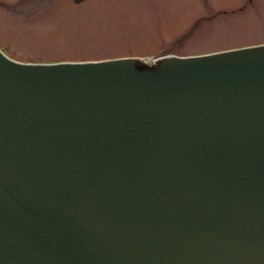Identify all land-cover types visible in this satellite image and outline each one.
<instances>
[{"label": "water", "instance_id": "obj_1", "mask_svg": "<svg viewBox=\"0 0 264 264\" xmlns=\"http://www.w3.org/2000/svg\"><path fill=\"white\" fill-rule=\"evenodd\" d=\"M0 264H264V45L0 51Z\"/></svg>", "mask_w": 264, "mask_h": 264}, {"label": "rangeland", "instance_id": "obj_2", "mask_svg": "<svg viewBox=\"0 0 264 264\" xmlns=\"http://www.w3.org/2000/svg\"><path fill=\"white\" fill-rule=\"evenodd\" d=\"M5 1L12 7H0V48L21 63L195 56L264 43V0Z\"/></svg>", "mask_w": 264, "mask_h": 264}, {"label": "flooded vegetation", "instance_id": "obj_3", "mask_svg": "<svg viewBox=\"0 0 264 264\" xmlns=\"http://www.w3.org/2000/svg\"><path fill=\"white\" fill-rule=\"evenodd\" d=\"M73 2H71L73 5H80V4H82V3H84V1H81V2H77L76 0H72ZM6 5V6H9V3L8 2H6L5 0H0V7H4V8H6V6H4V5ZM11 4V3H10ZM12 5V4H11ZM9 7H12V6H9ZM8 8V7H7ZM4 49L6 50V52H8V53H13V50L10 48V47H8V46H4Z\"/></svg>", "mask_w": 264, "mask_h": 264}, {"label": "bare ground", "instance_id": "obj_4", "mask_svg": "<svg viewBox=\"0 0 264 264\" xmlns=\"http://www.w3.org/2000/svg\"><path fill=\"white\" fill-rule=\"evenodd\" d=\"M81 1H84V3L87 1V0H80L79 2H81ZM227 51V50H226Z\"/></svg>", "mask_w": 264, "mask_h": 264}]
</instances>
